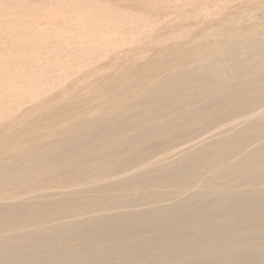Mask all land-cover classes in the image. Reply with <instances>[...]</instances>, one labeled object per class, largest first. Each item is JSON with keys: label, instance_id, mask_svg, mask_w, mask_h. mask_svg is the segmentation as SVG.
<instances>
[{"label": "bare ground", "instance_id": "6f19581e", "mask_svg": "<svg viewBox=\"0 0 264 264\" xmlns=\"http://www.w3.org/2000/svg\"><path fill=\"white\" fill-rule=\"evenodd\" d=\"M124 2L138 21L157 5ZM241 8L264 18L230 0L124 60L83 42L67 63L97 47L106 65L79 85L56 65L43 97L44 72L11 60L29 105L0 117V264H264V30L226 19Z\"/></svg>", "mask_w": 264, "mask_h": 264}, {"label": "rangeland", "instance_id": "374dc122", "mask_svg": "<svg viewBox=\"0 0 264 264\" xmlns=\"http://www.w3.org/2000/svg\"><path fill=\"white\" fill-rule=\"evenodd\" d=\"M156 1V8L144 13L146 20L138 21L135 18L140 11L134 8V3L133 5L125 3L127 1L124 2V0H105L104 2L79 0L82 4V6L79 5L80 7L71 0H54L55 3L60 2L64 5L61 11L49 4V6L43 4V0H0V29L2 30L0 32V117L5 118L10 114L6 110L13 106L12 103H18L22 109L29 105L25 100L28 87L23 80L17 78L16 71L21 63H12L11 60L14 58H21L20 56L25 54L26 56L22 57L26 68L33 66L44 72L45 86L41 96H47L58 92L59 89L60 78L54 68L56 65L61 64L67 67L68 80L65 84L74 81L75 85L88 83L91 79L89 74L103 68L107 63L105 56L111 59L117 56L121 60L128 56L136 57L134 54L138 47L146 44L153 37L157 39L166 37L180 27L191 31L201 25L205 13L218 12L230 0ZM23 4L24 7H22ZM95 5L102 6L105 13L110 12L111 17L97 12ZM13 6H21L22 9L15 10ZM110 10L112 13L116 12V16ZM258 12L259 9L241 8L234 16L228 13L226 19L235 18L239 26L256 27L258 31H262L264 18H260ZM122 14L127 17H121ZM12 24L18 26L19 32L4 31ZM20 35L25 37L26 43L20 41ZM88 40H94L95 44L100 43L99 45L104 46L105 51H108L107 55L103 56L101 50L95 47L90 59L82 62L71 60L72 63H67V57L90 49L89 46L81 45ZM31 45H34L35 50L31 48ZM187 50V46L175 48L171 51V56L182 54ZM168 62L170 61L163 58L160 65L166 66ZM53 87H55L54 90Z\"/></svg>", "mask_w": 264, "mask_h": 264}]
</instances>
